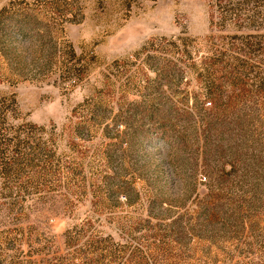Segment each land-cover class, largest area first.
Returning a JSON list of instances; mask_svg holds the SVG:
<instances>
[{"label": "rangeland", "instance_id": "rangeland-1", "mask_svg": "<svg viewBox=\"0 0 264 264\" xmlns=\"http://www.w3.org/2000/svg\"><path fill=\"white\" fill-rule=\"evenodd\" d=\"M0 264H264V0H0Z\"/></svg>", "mask_w": 264, "mask_h": 264}]
</instances>
